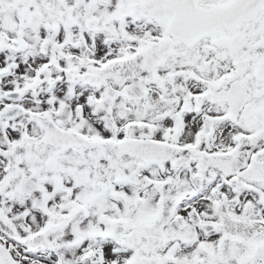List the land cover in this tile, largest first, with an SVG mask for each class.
I'll return each mask as SVG.
<instances>
[{
	"label": "snow or ice",
	"instance_id": "snow-or-ice-1",
	"mask_svg": "<svg viewBox=\"0 0 264 264\" xmlns=\"http://www.w3.org/2000/svg\"><path fill=\"white\" fill-rule=\"evenodd\" d=\"M0 264H264V0H0Z\"/></svg>",
	"mask_w": 264,
	"mask_h": 264
}]
</instances>
